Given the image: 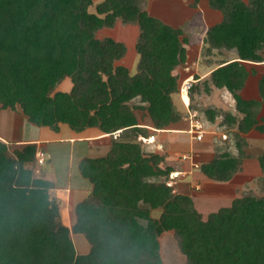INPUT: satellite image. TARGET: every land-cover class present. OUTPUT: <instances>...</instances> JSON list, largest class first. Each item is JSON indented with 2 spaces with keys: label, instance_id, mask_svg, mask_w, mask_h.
Returning a JSON list of instances; mask_svg holds the SVG:
<instances>
[{
  "label": "trees",
  "instance_id": "16d2710c",
  "mask_svg": "<svg viewBox=\"0 0 264 264\" xmlns=\"http://www.w3.org/2000/svg\"><path fill=\"white\" fill-rule=\"evenodd\" d=\"M223 14L211 28L209 51H236L208 80L193 85L190 98L215 87L227 89L242 115L239 131L264 134V75L261 101L241 92L251 64H264V0H207ZM0 0V111L20 107L38 127L76 133L98 128L113 140L106 156L86 157L79 170L90 181L89 198L77 204L72 229L60 219L51 198L52 180L37 177V145L12 148L0 140V264H164L160 238L173 232L188 264H264V197L245 195L204 220L193 199L168 186L167 154L145 152L137 111L145 110L159 130L181 120L178 68L188 61V39L179 29L152 17L146 0ZM137 25V71L116 63L125 44L98 39L118 22ZM70 78V92L58 91ZM240 155L216 154L200 167L209 179L229 182L242 171ZM264 181V153L259 158ZM165 178V181L158 179ZM161 209L159 218L153 210ZM142 221L147 222L144 225ZM72 234L91 245L78 254Z\"/></svg>",
  "mask_w": 264,
  "mask_h": 264
},
{
  "label": "crops",
  "instance_id": "0c3cea01",
  "mask_svg": "<svg viewBox=\"0 0 264 264\" xmlns=\"http://www.w3.org/2000/svg\"><path fill=\"white\" fill-rule=\"evenodd\" d=\"M144 9L152 17L159 19L166 25L181 30L188 39V61L177 70V73H180L179 89L185 81L196 85L208 80L212 72L219 68L221 64L238 58L236 51L208 50L210 48L207 42L208 32L214 26L220 24L224 17L220 11L212 9L207 0H146ZM188 26H191L190 29L187 28ZM192 34L195 39L192 38ZM139 35L140 30L137 25H123L121 21L113 29H102L97 33L98 39L112 38L116 42L125 44L127 48L126 55L116 65L126 67L131 73L137 71L138 53L136 45ZM219 52L220 55L216 56ZM253 69H255L256 74L249 76L241 95L246 100L261 101L259 80L264 75V64H253ZM72 87V84L66 79L59 89L69 92ZM179 97L180 95L175 96V105L180 111L187 113L184 122L180 120L167 127V129L159 130L153 127L149 116H145V121L138 117L140 127L147 129L149 135L155 136L156 143L148 147L155 149L157 145H162L163 149L168 148V146L173 149L179 144V141L178 139H172L171 136L188 132L190 118L196 116L205 125V137L202 142L193 140L196 143L190 147L189 153H186L191 154V159L188 161L192 167L195 161V164L199 165L198 168L194 169L190 168V164L186 162L190 168V171L187 172L192 175V179L201 181L200 184L195 181L199 192L204 189L203 187L208 186L214 195L220 194L219 196H223V198L227 195L230 196L229 203L232 204L235 199L239 198L238 190L242 186H246L244 184L248 180L260 179L263 176L259 162L261 155H253L254 146L252 145L256 146V139L261 138V141H264V134L255 130L247 134L239 131L242 115L237 111L236 101L227 89L213 87L207 92L201 91L195 94L194 99H191L189 94V106H186ZM216 98L222 101L220 106L216 104ZM182 103L183 107L181 106ZM227 105H233L234 108L228 109ZM259 117L264 118V103L261 105ZM187 122L188 127L184 128L183 124ZM120 136L121 131L111 136L104 134L98 128L76 133L67 129L64 124L60 126L58 132H55L50 128L38 127L31 123L20 107L15 110L0 111V140L16 147L25 144H36L37 153L44 154L45 164L39 166L35 163L33 166L35 175L53 181L54 188L50 190L51 198L58 200L61 222L70 229L76 221L75 208L77 204L89 198L93 190L90 181L83 178L80 173L79 164L81 160L86 157L106 156L112 148V139H114L112 137L117 139ZM223 136H227V139H223ZM240 139L244 140V149L248 148L246 152L244 149L243 151L250 157L244 159L242 171L237 173L231 181L216 182L201 173L200 167L202 164L211 161L216 154L229 152L239 156L238 141ZM247 145L249 147H245ZM188 173L187 175H189ZM194 187L192 186V188ZM195 194L197 195L193 190L192 195H187L193 199L197 210L206 220L214 212L210 211L214 207L212 206L214 201L202 198V204L198 208ZM77 235L72 234L73 240ZM90 250L91 245L84 246V255L88 254Z\"/></svg>",
  "mask_w": 264,
  "mask_h": 264
},
{
  "label": "rangeland",
  "instance_id": "374dc122",
  "mask_svg": "<svg viewBox=\"0 0 264 264\" xmlns=\"http://www.w3.org/2000/svg\"><path fill=\"white\" fill-rule=\"evenodd\" d=\"M100 1H102V0H97L96 2L94 1L95 2L94 5L91 6V8H90L91 12H96V4L99 3ZM244 1L245 2H249V0H244ZM195 22H196V20L194 21V23ZM190 27L191 26H188L187 28L190 29ZM192 36H193V34H192ZM192 38L195 39L194 36ZM217 55H220V52L217 53L216 56ZM210 60H212V59H210ZM248 68L250 70L253 69V64L248 65ZM67 80L73 86V83H72L71 79L68 78ZM59 88H60V86H59ZM59 88H58V91L65 92L63 89L60 90ZM218 98L220 99V97H218ZM219 99L216 98L215 101H216V104H218L220 106L222 101L219 100ZM208 105H210V104H208ZM181 106L182 107L184 106L183 103L181 104ZM227 106H228L227 107L228 109L234 108L233 105H231V106L227 105ZM136 113H137L138 117L141 118L142 121H145V116H148V114H147V112L145 110H139ZM180 114L182 115L181 120L183 122L186 121V120H184V118L187 116L186 115L187 113L185 111L181 110ZM238 115H239V113H238ZM183 127L187 128L188 127V122L184 123ZM66 128L70 129V127L67 126V125H66ZM112 138H114V139H112V141L115 140V137H112ZM171 138L174 139V140L178 139V141H179V144L176 145L175 147H173V149L171 147H169V146H168V148L166 147L164 149H163V146H162V149H157V147H155V149L154 148L150 149L145 144H142V148H143V150L145 152L154 151V152H158V153H162V154H167L168 155V157H167L168 165L176 168L177 171L186 172V175L180 176L179 178H177L174 181L175 183H174L173 187L175 188V190L178 193L191 194V195H192L193 190H194L195 193H197V195L196 194L195 195L197 197L196 198V204H197L198 208H199V205L202 204V198H205V199L208 198L210 201H214V204L212 203L213 204L212 206H214V207L211 208L210 211L216 212L221 207L222 208L231 207L232 204L229 203V197L230 196H228V195L225 198H223V196H219L220 194H215L214 195V194H212L213 192L211 191L210 188H208V186L203 187L204 189L201 192H199L198 191L199 189H197L198 187L196 188V182H198L197 184H200L201 181H196L195 179H192L191 178L192 175H190L187 172V171H190V168H194L195 169V167H192V165L188 161L191 158H189L187 161H183L182 160L183 155H187L188 157H191V154H186V153H189L190 147L194 143L197 142V141L193 142L192 135L189 132H183V133H180V134L172 135ZM255 142H257L256 146L252 145V146H254V148L252 150L253 155H262L264 153V141H261V138H260L259 140L256 139ZM11 147L15 148L16 146H11ZM245 147H249V146L247 145ZM247 150H248V148L244 149L245 152ZM186 162H187V164L188 163L190 164V168L186 164ZM187 173L189 175H187ZM158 180L165 181V178H161V179H158ZM168 180H169V178L167 179V181ZM244 185H246V186H244V187L242 186L238 190V197L239 198H241V197H243L245 195H250V194H254V195L258 196V197H264V181L262 180V178H260V179L254 178V180H251V181L248 180V182L246 184H244ZM192 186H195V187L192 188ZM53 200H55L58 203V205H59V202H58L57 199L53 198ZM225 200H227V202H225ZM59 209H60V207H59ZM160 214H161V209L156 210V211L153 210L151 212L152 218H154V219L159 218ZM142 223L144 225H147V222H145V221H142ZM160 242H161V247H162V256H163V259H164V264H188V260H187L186 256L179 249L177 239H176L175 234L173 232L165 233L160 238ZM74 243H75V246H76V250H77L78 254H80V255H84L85 254L83 252L84 246H90L88 240L82 234H78L74 238Z\"/></svg>",
  "mask_w": 264,
  "mask_h": 264
},
{
  "label": "built area",
  "instance_id": "2783aa9c",
  "mask_svg": "<svg viewBox=\"0 0 264 264\" xmlns=\"http://www.w3.org/2000/svg\"><path fill=\"white\" fill-rule=\"evenodd\" d=\"M192 83L189 81H185L180 89V98L181 100L185 103V105L187 106L189 103H187L185 101L184 95H186L189 98V94L190 91L192 89ZM189 106V105H188ZM120 132V131H119ZM191 135L194 141L197 142H202L204 140L205 137V125L204 123L200 120L197 119L196 116H192L190 118V128L188 131ZM118 133V132H117ZM116 134V133H115ZM114 134V135H115ZM223 139H227V136H223ZM138 140L142 143L145 144L147 146L150 145H154L155 142V136L154 135H150L148 137L145 136H139ZM157 149H162V145H157L156 146ZM190 157H188L187 155H183L182 160L183 161H187ZM45 156L43 153H37L36 155V163L39 166H43L45 164ZM193 167L198 168L199 165L193 163ZM186 175V172H180V171H174L170 174L169 180L167 181L168 186L173 187L174 185V181L179 178L180 176ZM199 189V188H197Z\"/></svg>",
  "mask_w": 264,
  "mask_h": 264
},
{
  "label": "bare ground",
  "instance_id": "6f19581e",
  "mask_svg": "<svg viewBox=\"0 0 264 264\" xmlns=\"http://www.w3.org/2000/svg\"><path fill=\"white\" fill-rule=\"evenodd\" d=\"M184 98H185V101H186L187 103H189V98H188L186 95H184Z\"/></svg>",
  "mask_w": 264,
  "mask_h": 264
}]
</instances>
